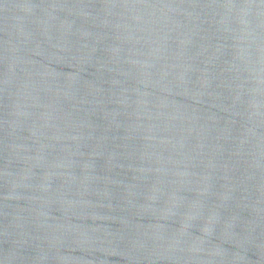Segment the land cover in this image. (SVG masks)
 Instances as JSON below:
<instances>
[{"label":"water","instance_id":"water-1","mask_svg":"<svg viewBox=\"0 0 264 264\" xmlns=\"http://www.w3.org/2000/svg\"><path fill=\"white\" fill-rule=\"evenodd\" d=\"M0 264H264V0H0Z\"/></svg>","mask_w":264,"mask_h":264}]
</instances>
